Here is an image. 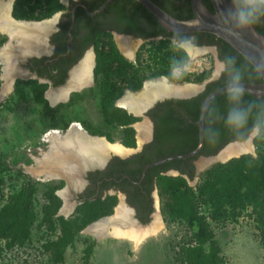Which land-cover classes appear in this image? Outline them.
I'll list each match as a JSON object with an SVG mask.
<instances>
[{
  "label": "rangeland",
  "instance_id": "374dc122",
  "mask_svg": "<svg viewBox=\"0 0 264 264\" xmlns=\"http://www.w3.org/2000/svg\"><path fill=\"white\" fill-rule=\"evenodd\" d=\"M21 1H23L21 5L24 6L21 7V11L25 9L32 11L30 6L34 0ZM47 1L52 3L56 10L64 8V5L58 2L59 0ZM17 10L20 8H14V11ZM14 17L19 18L20 16L14 13ZM0 37L2 40L5 39V36ZM110 43L117 48L121 59L126 60L128 64L131 63V55L123 54L124 50L117 36L107 35L99 38L98 53L103 55L102 58L113 59L110 54ZM167 43L169 47L185 54L182 67H174L171 74L176 77L181 75V72H185L189 76L188 80L182 82L170 80V84L178 86L194 84L199 87L219 73L220 63L214 56V50L203 47L202 52L192 56L187 50L189 45L178 44L172 40H168ZM127 45L131 47L132 41L129 40ZM131 67V64L127 66L129 74ZM196 77H200V80H195ZM117 79L111 70L100 73L93 87L84 89L82 94H73L70 102L57 107L50 105L47 96L50 90L46 84H39L34 80H23V78L16 83L14 92L4 99L0 98V210L7 203H14L15 195H21V199L18 198V207H20L22 198L29 197L28 202H24L27 211L22 215L20 227L0 231V264H189L185 252L188 247L199 245L194 235L199 224L189 223L180 215L173 218L165 215L161 210V205L165 202L167 195L161 193L159 188L158 194L154 193V201L158 210L153 213L145 226L138 227L145 231L144 234H140L142 236L139 241L116 236L98 239L95 235L84 231V228L91 222L111 213V210L107 211L109 207L106 205L108 204L101 200L90 201L77 205L73 212H69L68 205L72 201L64 202L61 196L57 195V189L54 192L60 199V205L50 223L44 219L43 207L48 203L47 191L54 186L59 188L64 185V181L60 178L45 181L36 174L41 167L35 162L33 156L41 157V152L49 149L50 144L43 141V136L47 131L50 129L66 131L73 122H78L89 133L103 136L111 143L117 142L124 145L122 137L125 127L133 128L135 144L148 138L150 125L144 116L134 115L125 110L122 112L118 110L119 107H115V102L117 101L118 104L119 97L132 92L128 80L130 77L125 81H120L122 82L121 94L113 101L112 108L109 109L113 115L106 114L103 110L102 94H99L101 86L105 82ZM2 86L1 89H3ZM124 114L131 115L134 119L132 123L120 125L116 124L115 120L111 121L114 116ZM144 124L149 125L148 131L142 134L140 126ZM254 129H258V134L254 133ZM254 129L242 141H251L253 150L245 154H251L253 158L256 157L258 150L255 139L261 133L259 127ZM108 135L113 139L112 141L107 138ZM1 162L8 165L7 170ZM218 162H220L218 158L215 160L199 158L195 161V165L198 163L196 175L192 181L187 180V184L194 192L202 180L204 171ZM36 164L40 168L31 170L35 173L34 175L29 167L33 165L35 167L33 169H36ZM58 165L60 164H51L50 170L57 171ZM254 165L253 162L252 167ZM42 168L49 169L48 167ZM178 175L170 174V176ZM114 199L113 204L120 205L122 197L114 196ZM194 203V210L202 217L201 221L210 234L203 240L202 249L205 252L212 246L216 251L219 264H264L262 227L258 222L257 214L250 211L251 207L235 218L229 217L219 221L211 219L209 207L206 204L198 200ZM59 218L66 223L63 224ZM157 218L161 219L162 226L153 228ZM7 222L6 226L10 221L7 220ZM61 227L65 230L61 231ZM108 227L111 229V225ZM16 233H20V237L16 236ZM56 241H58L57 244L49 245Z\"/></svg>",
  "mask_w": 264,
  "mask_h": 264
},
{
  "label": "trees",
  "instance_id": "16d2710c",
  "mask_svg": "<svg viewBox=\"0 0 264 264\" xmlns=\"http://www.w3.org/2000/svg\"><path fill=\"white\" fill-rule=\"evenodd\" d=\"M153 1L168 13L179 19L192 17L189 0ZM236 1L242 12L245 13L247 18L251 21L250 23L262 35H264V4L259 3V0H255L251 4L245 3L244 0ZM203 2L212 10L209 0H203ZM22 3L23 1H21V4ZM35 4L36 6L39 5L38 3ZM43 5L49 7V1L42 0L40 8ZM138 5L139 8L136 14L137 18L141 17V19L148 20L150 24L147 31L145 30V32L139 33L138 35L144 36L149 33L154 34L160 30L166 32L171 37L175 36L180 40H187L190 36V34H176L165 31L144 7L140 4ZM46 7L45 9L41 8V10H43L47 16L56 9ZM141 10L144 14H142L143 12H141ZM29 12L32 13L33 10H30ZM119 12L120 15L123 13L121 7H119ZM26 13V9L22 10L21 16L33 17V15L31 16ZM193 35L196 37L194 42L196 45H216L219 58L226 62L230 74L224 75V77L208 83L205 91L196 94L193 97L180 100H166L162 103L163 107H159L158 110L152 113L151 117L155 124V130L153 142L151 144V160H157V158H159L157 157V152L160 156L166 157L185 153L196 147L198 144V126L195 124V121L199 116L202 99L208 92L225 84L233 83V78L237 74L240 75L239 82L262 81L256 69L224 40L205 32H196L193 33ZM83 38L85 41L90 40V42H92L94 35L85 34ZM109 46L111 48L110 54L113 56V59L123 60L115 46L112 43H110ZM166 48L168 49L166 54L160 55L163 59L161 61L162 64L153 58V60L158 63H155V65H157L159 69L154 75L166 74L171 80L176 82L188 80L189 76L185 72H181V75L176 77L171 74V70L174 67H182L185 54L182 51H176L173 47H169L168 43ZM102 56V54L98 53V59L103 60L104 58H102ZM123 63L127 64V62ZM126 75L127 77H130L131 74L126 73ZM128 80L130 81V79ZM195 80H200V77H196ZM116 81L117 80H110L108 82L112 85H116ZM139 85L140 82L134 87L138 88ZM121 88L122 87L119 86L116 90L115 87H107V91L111 90L114 93L110 92V94H102L101 105L106 114L109 113L110 115H113L109 109L112 108L113 101L121 94ZM172 102L180 103V105L183 106L184 111L178 112L173 110L169 105ZM118 110L124 112L122 107ZM233 110H239L245 114V122L243 125L236 126L228 123L229 113ZM114 120L116 124L128 125L132 123L134 119L131 115L124 114L123 116H114L111 121ZM256 127H259L261 131L255 139L257 145L256 149H258L256 157L253 158L251 154H242L239 157L230 158L226 162H218L211 165L204 171L202 180L197 186L196 192H194L187 184V180L192 181L196 175L194 160L199 156H211L216 154L229 142L235 140L244 141ZM203 136L204 145L198 154L186 158L172 159L156 165L154 166V170L148 172V175L153 176L157 174V172L161 170L160 167L174 168L179 171L180 174L178 176L159 174L157 176L156 183L159 191L167 195L165 202L161 205V210L165 215L170 216V218L180 215L183 219L189 221V223L195 222L199 224L198 229L194 233L199 245L190 246L185 252L189 264H219L216 251L212 246L209 247L207 252L202 249L204 237H207L210 234L206 229L205 224L201 221L202 217H200L199 213L194 210V201L198 200L201 203L206 204L209 207L211 219L219 221L226 220L229 217L235 218L239 214L247 211L248 207H251L250 211L255 212L258 216L257 219L262 227V237L264 239V96L258 98L251 93L243 92V95L238 101L230 100L228 93H222L215 96L210 102L206 113ZM107 138L111 141L113 140L110 135H108ZM122 143L125 146H134V130L132 127L124 128ZM136 157L135 162L139 161L140 154ZM253 162L255 165L252 167ZM1 164L4 165L5 170L8 169V165L5 162H1ZM151 169L152 168H150V170ZM137 170L138 168L135 169V173ZM136 176L139 175L137 174ZM135 178L137 179V177ZM57 187L58 186H54L47 191L48 203L43 207L44 219H47L46 221L49 223L60 205V199L54 192ZM14 197V203H7L0 210V231L8 228H19L23 217L22 215L27 211L24 202L27 203L29 197L22 198L20 207L17 206V203L18 198L21 199V195L18 194ZM127 201L131 205L137 207L141 205L143 200H140L138 196L127 194ZM114 202L115 199L113 196L107 202L109 207L107 211L111 210L110 207ZM22 210L24 211L22 212ZM138 212L140 217H143L142 211L138 210ZM7 220H9L10 223L6 226V223H8ZM31 220H28V222H31ZM59 220L63 224L66 223L62 218H59ZM64 230L65 228L61 227V231ZM16 234V236H19L20 233ZM57 243L58 241L49 245L51 246ZM49 245H47L48 248Z\"/></svg>",
  "mask_w": 264,
  "mask_h": 264
},
{
  "label": "flooded vegetation",
  "instance_id": "af4514ba",
  "mask_svg": "<svg viewBox=\"0 0 264 264\" xmlns=\"http://www.w3.org/2000/svg\"><path fill=\"white\" fill-rule=\"evenodd\" d=\"M14 1L15 0H10V16L18 24H21V22H19L21 20L32 21L36 23L47 20L49 27L46 29L47 31H41V33H44H42L43 42L40 49L31 51L18 50L17 53L13 55L11 62V73L9 77V79H12L11 93L15 91L16 83L18 81L20 82L21 78H23V80H34L39 84L44 83L47 85L51 93L58 92L61 88L69 85L70 81L72 80L73 72L78 68V66H80L88 52H91L93 55L90 82L84 83L76 88L73 87L72 89H68L64 96L57 100L51 101L48 98L52 107H57L61 104L68 103L72 99L73 94H82L84 89L93 87L96 83L95 81L97 80V75L100 73H106L111 70L116 74L115 76L118 79L116 81V85H112L110 82L103 83L99 94H110V92L114 93L111 90L107 91V87L119 88V86L122 84L120 81L127 80L129 77L126 75V73H128V63H123L126 62V60L98 59L97 53L98 49H100L98 44L99 38L101 36H117L119 40L124 39L126 43H128L129 40L132 41L133 45L128 47V49L132 54L130 58L131 63H129L132 65L129 86L132 88L131 93L133 94L158 93V91L154 90H152L154 93L151 91H144L145 83L147 81H156L158 83L159 80L162 81L166 79V81L171 83V79L166 74L154 75V73L159 69L158 66L155 65L156 62L153 60V58L161 63L163 59L160 57V55L166 54L168 50L166 48L168 40H172L178 44H186L189 42L195 47H206L208 49L214 50V56L220 63V71L214 78L206 80L205 83L202 84L201 88L197 91L189 92L185 90H179L173 91L171 93L159 91V94L160 92L161 94H199L205 91L208 83L220 79L224 77V75L230 74L227 69L226 62L219 58L216 45H196L194 43L196 37L193 35V33L190 34L187 40H180L175 36L171 37L166 32H162L160 30L154 34L149 33L144 36L138 35L139 33L145 32V30L147 31L150 24L148 20L146 21L141 19V17L137 18L136 14L139 8L138 4L140 3L136 0H110L103 8H101V6L107 0H66L65 2H61L59 0L58 2L64 5V8L59 10L55 9L48 16L45 15L43 10H41V8L45 9L46 6L43 5L40 8L42 0H34V3L31 2L30 6L33 12L30 13V10L26 9L28 15H33V17H22L21 7L24 6L21 5V0ZM244 1L247 4H251L255 0ZM7 3H9V0H0V7L3 8ZM35 3H38L39 5L36 6ZM49 4L50 6L46 8L52 9V3L49 2ZM141 6L144 7L143 5ZM119 7H121L123 10L121 15L119 12ZM14 8H20V10L14 11ZM141 12L143 11L141 10ZM14 13L20 17H14ZM142 14H144V12ZM85 34L94 35L93 41H85L83 38ZM0 36H5L4 40H2L0 37L1 49L6 48L10 42H13L7 33L0 32ZM14 43L16 42L14 41ZM123 54L125 56L128 55L125 52H123ZM3 67V63H1L0 59V89L2 83L5 82L1 76L4 71ZM138 82H140L139 87H134ZM155 86L158 87V90L160 89L158 84ZM1 92L2 89L0 94ZM193 96L194 95L189 97L179 95L165 96L164 98L157 99L152 104H150L151 99H146V101L143 102L139 107L137 106L136 109H139L136 110L137 112L135 109L128 111L125 108H122L128 113H132L134 115L140 114L141 112L144 114V117L148 120L150 125L148 138L146 140L140 141L141 143L137 142L131 147H125L123 145L126 148V151L122 153L114 151L109 152V156L103 163L81 161L79 162L77 168L74 169L75 171L72 173V176L68 175L63 170V168L58 165L56 171L57 175H55V178L53 179L60 178L64 181V185L60 186L59 188L57 187L56 189L57 191L63 192L65 199L60 197V195L59 197L63 199L64 202L66 201V203H70L72 201L68 205L69 212H73L77 205L86 202L101 200L107 204L111 197L121 196L122 201L128 210L126 223L124 226H121V228L123 230L124 228L139 229V226H145L152 218L153 213L158 210L156 209V204L154 201V193L158 194V187L156 183L158 174L170 175L171 173L175 172L180 174L177 169L160 167L161 170L157 172V174L153 176L148 175V172H151L155 169L154 166L164 162L148 167L143 174V170L145 169L146 165L156 161L151 160L150 156L152 153L151 144L153 142L155 130V124L151 115L154 111L158 110L159 107H163L162 103L166 100H180ZM169 105L173 110L178 112L184 111L183 106H181L178 102H172ZM115 107H119L117 105V101L115 102ZM147 131L145 133H147ZM139 154L140 159L139 161L135 162V158H137L136 156ZM157 155V157H159L157 160L160 159V157L163 158L158 152ZM196 160L197 159L194 160V165ZM136 168H138V170L135 173ZM150 168L152 169L150 170ZM137 174L139 176H136ZM135 177H137V179ZM127 194L138 196L140 200H143L141 205L137 206L140 208L131 205L127 201ZM107 206L108 205H106V207ZM118 206L113 204L110 207L111 213L107 216H115L118 213ZM138 210L142 211V215L145 218L142 216L140 217Z\"/></svg>",
  "mask_w": 264,
  "mask_h": 264
},
{
  "label": "bare ground",
  "instance_id": "6f19581e",
  "mask_svg": "<svg viewBox=\"0 0 264 264\" xmlns=\"http://www.w3.org/2000/svg\"><path fill=\"white\" fill-rule=\"evenodd\" d=\"M10 7V0L9 3L6 4V6H4L3 8L0 7V32L9 34L10 38L13 41L10 42L8 46L6 45V48H0V59L1 63H3L4 66L2 78L5 81L2 92L0 94L1 99H4L12 91V79H9V77L11 73V62L13 55L16 54L18 50L31 51L40 49L43 42L42 33H44H41V31H45L49 27L47 20L33 24L37 27L36 29L38 30H32L24 24H18L10 16ZM14 41L16 43H14ZM119 42L122 50H124V52H126L127 54L132 55L128 49L126 41L124 39H120ZM187 50L192 56H196L198 53L202 52V49L192 48L190 47V45L189 47H187ZM92 65L93 55L91 52H88L80 66H78V68L73 72L72 80L70 81L69 85L61 88L58 92H49L47 95L48 98L51 101L57 100L60 97L64 96L65 92L68 89H72L73 87L76 88L84 83L90 82ZM155 82L147 81L145 83L144 91H151L153 93L154 91H158V93H155L159 94V91H162L164 93H171L173 91L187 90L193 87V84H183L184 86L172 85L168 81H166V79L162 81L159 80L158 83ZM157 84L160 87L159 90L157 89L158 87L155 86ZM146 99L147 98L145 94L134 95L128 93L118 100L117 105L130 111L134 109L136 111L139 110L136 109L137 106L139 107L143 102L146 101ZM148 126L147 124L140 126L142 134H144L148 130ZM43 141L50 144L49 149L47 151L43 150L41 152V157L33 156V159L41 168L36 164V169H33L34 166L32 165L29 167V170H37V168L39 167L40 169L36 171V174L45 181L52 180L53 178H55V175H57L56 171L50 170V167H52L51 164H60L63 170L68 175L72 176V173L75 171L74 169H76L79 162H81L80 154L93 153L96 156H103L113 151L120 153L126 151V148L122 144L117 142L111 143L107 141L103 136L93 135L89 133L78 122H73L70 127L66 129V131H62L59 129H50L43 136ZM250 142H235L229 144L217 155V158L220 160H225L232 155L250 152L253 150V146ZM42 167H48L49 169ZM32 173L35 175L34 172ZM127 214L128 210L125 207L123 201H121L120 205L118 206V213L115 216L95 220L91 222L86 228H84V231L95 235L98 239L106 236H116L135 239L136 241H139L140 236H142L140 234H144L145 231L135 228L131 230H123L121 228V226H124V224L126 223ZM109 225H111V229L108 227ZM155 226H162V221L160 218L156 219L155 223L153 224V228H156ZM146 231L148 232V230Z\"/></svg>",
  "mask_w": 264,
  "mask_h": 264
},
{
  "label": "water",
  "instance_id": "95a60500",
  "mask_svg": "<svg viewBox=\"0 0 264 264\" xmlns=\"http://www.w3.org/2000/svg\"><path fill=\"white\" fill-rule=\"evenodd\" d=\"M60 1L65 2L66 0ZM109 1L110 0H107L101 6V8H103ZM136 1L143 5L146 10L156 19L160 26L167 32L177 34L205 32L213 34L216 37L224 40L236 52L241 54L256 69L262 79L261 82H239V85L243 87L244 92L251 93L255 97L259 98L261 96H264V35H262L251 23L243 25L240 23V13L242 12V10L236 0H209L212 6V10L206 6L203 0H189L192 11V17L187 19H179L171 15L153 0ZM19 22H21V25L24 24L32 30H36L37 28L35 25H33L36 22L23 20ZM186 44L190 45L192 48L195 47L189 42H187ZM195 48L203 49L200 47ZM231 84L232 83H228L211 90L202 99L199 116L198 119L195 121V124L198 126V144L196 145V147L188 152L166 156L146 165L145 169L143 170V174L145 173L146 169L152 165H156L176 158H186L190 156H195L201 151L204 145V123L210 102L215 96L222 93H228V88ZM200 88L201 86L198 87L193 84V87L185 91L194 92ZM172 95L189 97L196 94H145L147 99H151L150 104L155 102L157 99ZM140 114L144 116L142 112ZM235 142L242 141L235 140L229 142L223 148ZM223 148L220 149L214 155L199 156L197 159L200 158L215 160L217 159V155L221 150H223ZM242 154L245 153L232 155L225 160H220V162H226L230 158L239 157ZM108 156L109 154L103 156H96L93 153L80 154L81 161L100 163H103ZM196 167H198V164H196ZM175 173L178 174L177 172ZM57 194L60 195L63 199H65L62 191H57ZM107 217L111 216H102L97 220Z\"/></svg>",
  "mask_w": 264,
  "mask_h": 264
},
{
  "label": "clouds",
  "instance_id": "9594fccd",
  "mask_svg": "<svg viewBox=\"0 0 264 264\" xmlns=\"http://www.w3.org/2000/svg\"><path fill=\"white\" fill-rule=\"evenodd\" d=\"M259 3L264 4V0H259ZM251 21L247 18L245 13H240V23L247 24ZM240 75L237 74L233 78V83L228 88V97L232 101H238L239 98L243 95L244 89L239 85ZM245 122V114L239 110H233L229 113L228 123L236 126H241ZM254 133L258 134V129H254Z\"/></svg>",
  "mask_w": 264,
  "mask_h": 264
}]
</instances>
